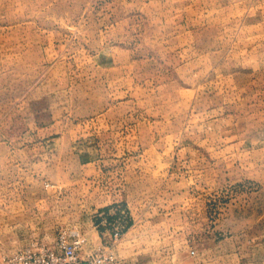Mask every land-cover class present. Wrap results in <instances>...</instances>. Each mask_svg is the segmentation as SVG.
<instances>
[{
	"label": "rangeland",
	"instance_id": "rangeland-1",
	"mask_svg": "<svg viewBox=\"0 0 264 264\" xmlns=\"http://www.w3.org/2000/svg\"><path fill=\"white\" fill-rule=\"evenodd\" d=\"M67 226L264 264V0H0V264Z\"/></svg>",
	"mask_w": 264,
	"mask_h": 264
},
{
	"label": "built area",
	"instance_id": "built-area-1",
	"mask_svg": "<svg viewBox=\"0 0 264 264\" xmlns=\"http://www.w3.org/2000/svg\"><path fill=\"white\" fill-rule=\"evenodd\" d=\"M120 236L116 230L111 241L96 247L79 226L62 227L52 242L33 241L13 252L8 264H116V255L109 245Z\"/></svg>",
	"mask_w": 264,
	"mask_h": 264
},
{
	"label": "crops",
	"instance_id": "crops-1",
	"mask_svg": "<svg viewBox=\"0 0 264 264\" xmlns=\"http://www.w3.org/2000/svg\"><path fill=\"white\" fill-rule=\"evenodd\" d=\"M92 225H94L93 223H92ZM95 229V228H94Z\"/></svg>",
	"mask_w": 264,
	"mask_h": 264
}]
</instances>
